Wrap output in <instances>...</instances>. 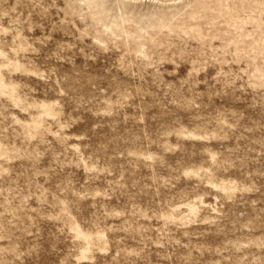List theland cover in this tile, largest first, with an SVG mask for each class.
<instances>
[{
	"label": "rangeland",
	"instance_id": "obj_1",
	"mask_svg": "<svg viewBox=\"0 0 264 264\" xmlns=\"http://www.w3.org/2000/svg\"><path fill=\"white\" fill-rule=\"evenodd\" d=\"M0 264H264V0H0Z\"/></svg>",
	"mask_w": 264,
	"mask_h": 264
}]
</instances>
